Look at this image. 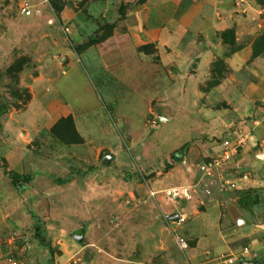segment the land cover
<instances>
[{
    "label": "rangeland",
    "instance_id": "1",
    "mask_svg": "<svg viewBox=\"0 0 264 264\" xmlns=\"http://www.w3.org/2000/svg\"><path fill=\"white\" fill-rule=\"evenodd\" d=\"M145 1L0 0V264H240L243 246L249 264H264V185L211 184L205 193L196 186L202 178L197 165L205 158L200 154L191 166L199 175L178 188L160 186L180 176L165 174L179 164L185 168L188 147L221 148L238 130L209 136L197 127L195 139L186 141L189 125L181 117L201 125L200 111L228 107L214 102L217 95L236 94L259 71L241 65L227 75L224 92L208 97L228 71L224 54L239 47L234 26L211 38L227 47L210 63L206 79L197 80L193 61L164 58L191 38L202 41L181 29L187 0L164 1L161 23L149 6L129 14ZM231 5L237 19L258 15L248 42L251 54L264 55V0ZM100 10L104 14L96 15ZM239 27L244 38L251 26ZM20 61V70L8 72ZM178 141L186 142L172 161ZM3 167L30 180L12 186ZM178 212L184 221L169 227ZM189 221L195 238L183 230ZM173 228L186 248L175 243Z\"/></svg>",
    "mask_w": 264,
    "mask_h": 264
},
{
    "label": "crops",
    "instance_id": "2",
    "mask_svg": "<svg viewBox=\"0 0 264 264\" xmlns=\"http://www.w3.org/2000/svg\"><path fill=\"white\" fill-rule=\"evenodd\" d=\"M121 1L130 3L133 0H101V2L106 5H111V2L117 3ZM164 1L173 2V0H146L144 3L134 6V8L129 11V14L138 11L141 12L143 7L149 6L150 10L148 11L150 12L148 13L152 14L156 19H158V22L161 23L164 20L162 13H159V11ZM199 1H202L200 2V5L196 3L197 0H187V7L182 14L183 25H181V29L189 33V35H193L195 33L200 34L202 36V41L198 42L191 38L187 43H182V49L180 50H174L176 48L173 49V47L170 48L171 50L165 52L164 54L166 63H171L176 58L177 63L181 62L183 64H188L193 61L195 64V78L197 80H205L209 74L207 70L210 63L215 56L222 55L224 48L221 47H227V44L225 43L223 45L211 42V38H217V34L219 35L221 31L234 26V43L239 47L230 51L228 55L224 54V63L228 71L225 77L221 78L219 83L214 85L206 94L209 97L210 95H217L224 92L225 87L228 85L227 82L230 79L227 75H230L237 68L247 62L250 63L249 67L255 70V74L258 71L259 72L258 78L255 81L245 85V87H241V90L237 91L236 94L233 93V95H231L226 92V94H223L221 97L217 95V100L214 102L225 101L228 107L221 110L207 109L205 111H200V114L203 116L202 119H205L202 120L201 125H198L195 121L191 120L192 118L189 116L181 117V119L189 125L188 130H190V133L188 134L186 141L195 139L196 136H194V134L196 133L195 130L197 127L202 128L206 135L209 136L219 134V130L223 128H231L232 130H239L240 127L244 129L249 128L252 133L253 142L246 141L244 145L237 149L236 153L232 157L233 160H230L227 163L228 165H225V167L227 166L231 168L228 169L227 167H224L222 175L215 178L214 184L217 187L221 184L218 182H223L224 184V181H227L236 188L246 187L253 189L259 185H264V127L261 124L259 125L258 122L252 121V117L258 118V115L262 113L261 110L264 108V55L252 56L251 48L248 42L249 33H254L256 31V26L259 25L257 21L258 15L252 12L250 14L248 13L244 20L237 19L234 13V5H231L232 0H204L206 1L205 3L208 5V8H210L209 12H207L202 7L204 1ZM62 13V15L66 16L64 11H62ZM103 14L102 10L96 13V15L99 16H102ZM73 15H68V18L70 19ZM234 17L237 19L235 25H233V21L235 19ZM243 22H246L247 25L250 24L251 26L249 32L245 29L244 38L238 35V30L240 29L239 25ZM157 38L156 47L162 60L163 55L160 52V48H163V41L161 34H159ZM258 65L261 66V69L259 70L257 67ZM89 89L92 90L91 87H89ZM178 112L185 113V110H180ZM192 135L193 137H191ZM186 141L183 143H181L182 141H178L175 143L176 147H174L171 151L173 152L178 149ZM218 148H220L218 145L210 147L209 144L205 146L202 143H199L198 146L188 147L185 155L183 156V164L186 165L185 168L179 164L173 166L165 174L169 177L171 172L179 171L180 176L171 182H160V186L163 185L178 188L180 186V182H188L198 173L193 167H191L194 157L196 155L200 156V154L203 157L213 155L211 153L215 152ZM192 223V221L187 222L184 224L183 228L189 238H195L197 235V230L196 228H192ZM172 230L176 229L173 228ZM52 235L57 234L53 233ZM51 243L53 245V240ZM197 243H199V240ZM66 253V251L61 253L62 260L65 259L67 255Z\"/></svg>",
    "mask_w": 264,
    "mask_h": 264
},
{
    "label": "built area",
    "instance_id": "3",
    "mask_svg": "<svg viewBox=\"0 0 264 264\" xmlns=\"http://www.w3.org/2000/svg\"><path fill=\"white\" fill-rule=\"evenodd\" d=\"M20 11L23 15L30 14V10L24 6L20 7ZM261 112L262 113L259 115L260 118L256 119V122H260L261 125L264 127V108L261 110ZM245 141L253 142L251 130H237L232 134V136L226 137L221 141V148L217 152L202 159L197 165L198 170L202 175L201 180H199L196 184L197 188H202L205 193H209L211 184H214L215 178L222 175V171L225 165L231 160L233 155L236 153L237 148L244 145ZM219 185H222V183ZM223 185H231V183L224 181ZM185 217V214L178 212L172 218L169 219V227L174 226L176 228L184 221ZM172 235L175 243L180 249L187 247L186 240L176 230L172 232ZM247 253L248 247L243 246L238 256V261L241 262L240 264H249V261L245 260L244 258ZM227 260L229 262H232L233 258L228 257ZM11 264H15V262L11 261Z\"/></svg>",
    "mask_w": 264,
    "mask_h": 264
},
{
    "label": "trees",
    "instance_id": "4",
    "mask_svg": "<svg viewBox=\"0 0 264 264\" xmlns=\"http://www.w3.org/2000/svg\"><path fill=\"white\" fill-rule=\"evenodd\" d=\"M255 55H256V54H252V56H255ZM23 62H24V61H20V62H18L16 65L13 64V65L9 66L8 69H7L8 72H13V71L15 72V71L20 70V68H21V66H22V64H23ZM1 112H2V109H0V113H1ZM182 147H183V146L179 147L178 149L174 150V151L170 154V159H171L172 161H177V160H179V159L177 158V155H178V154H182ZM165 165H166L167 167H170V166H169L170 164H168L167 162H165ZM2 173H3L4 175L7 176V178L9 179V181H10V183H11L12 186L17 185L19 182H28V181L30 180V176H29L28 174H24V175H22V176H18V175H16V174L10 172L9 170H7L6 167H3ZM65 181H67V179H66ZM45 245H47L48 253H49V255H51V254H52V248L50 247L49 243H46Z\"/></svg>",
    "mask_w": 264,
    "mask_h": 264
},
{
    "label": "water",
    "instance_id": "5",
    "mask_svg": "<svg viewBox=\"0 0 264 264\" xmlns=\"http://www.w3.org/2000/svg\"><path fill=\"white\" fill-rule=\"evenodd\" d=\"M109 156L108 153L104 154L102 159H101V162L102 163H105L106 162V157ZM77 238H79V236H77Z\"/></svg>",
    "mask_w": 264,
    "mask_h": 264
}]
</instances>
